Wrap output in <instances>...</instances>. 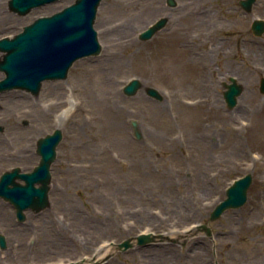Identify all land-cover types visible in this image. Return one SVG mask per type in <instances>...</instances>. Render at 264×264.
<instances>
[{
  "label": "rangeland",
  "instance_id": "1",
  "mask_svg": "<svg viewBox=\"0 0 264 264\" xmlns=\"http://www.w3.org/2000/svg\"><path fill=\"white\" fill-rule=\"evenodd\" d=\"M74 1L19 16L0 0V38ZM173 1L102 0L94 21L97 56L74 62L64 80L44 81L36 96L0 94V175L14 167L31 171L39 162L37 140L62 132L49 207L26 211L18 222L0 199L6 242L0 264L68 263L96 254L102 258L89 264H264V34L250 29L253 19H264V0L251 13L238 0ZM160 17L168 19L165 27L140 40ZM198 34L203 47L193 43ZM200 64L208 66L206 82ZM229 77L243 87L232 109L223 99ZM133 78L142 87L127 96L123 87ZM147 87L163 99L149 97ZM87 92L109 114H99ZM246 173L253 177L246 203L209 221L226 188ZM140 232L161 236L139 246L132 239ZM124 240L133 246L117 250Z\"/></svg>",
  "mask_w": 264,
  "mask_h": 264
},
{
  "label": "water",
  "instance_id": "2",
  "mask_svg": "<svg viewBox=\"0 0 264 264\" xmlns=\"http://www.w3.org/2000/svg\"><path fill=\"white\" fill-rule=\"evenodd\" d=\"M56 1L58 0H9L8 8L18 15H26L34 8ZM100 2L101 0H75L73 4L51 16L35 19L13 38L0 39V52L3 53L0 71L5 74L0 80V93L18 89L36 96L43 81L66 79L68 70L75 61L98 55L101 46L94 29V21ZM255 2L256 0H239L238 5L243 11L250 13ZM167 4L175 5L173 0H167ZM167 21L166 17L159 18L141 32L138 38L142 41L149 40L165 27ZM251 30L255 36H261L264 33V20L254 19ZM229 81V84L224 85L226 90L223 98L228 108H232L236 105L243 87L233 77H230ZM141 87L140 80L132 79L124 86L123 92L127 96H133ZM259 89L264 93V78L260 79ZM145 93L158 101L163 99L159 91L153 87H147ZM132 127L135 137L140 139L141 135L135 121H132ZM0 131H3L1 125ZM61 139L62 132L56 129L37 140L36 153L40 160L32 171L21 173L20 169L15 167L0 176V198L12 205L19 222L25 220L24 212L27 210L39 213L49 207L50 167L56 158V147ZM251 182V173L234 180L226 189V197L211 211L209 221L218 219L228 209L242 207L247 200ZM200 229L210 235L206 225H200ZM153 240L152 234L140 235L136 238V244L145 245ZM132 246L131 241L126 240L119 243L117 249L126 250ZM0 248H6L2 235Z\"/></svg>",
  "mask_w": 264,
  "mask_h": 264
},
{
  "label": "bare ground",
  "instance_id": "3",
  "mask_svg": "<svg viewBox=\"0 0 264 264\" xmlns=\"http://www.w3.org/2000/svg\"><path fill=\"white\" fill-rule=\"evenodd\" d=\"M196 43V42H199V46H205L206 44H205V42H204V39H203V37H202V34H198V35H196L195 37H194V41H193V43ZM204 56V55H203ZM198 67H200L201 68V72H200V77H201V81L202 82H206L207 81V73H206V71H207V68H208V66H206L205 64H200V66H198ZM185 74H187V70H185ZM52 87V84H46L45 85V89H50ZM93 92H87L86 94H87V100L88 101H90V102H93V103H95V102H97V104H99L100 106V108H98V112H99V114H102V113H105V112H110L109 110H106V107L105 106H103V103H101L100 102V99H98L97 98V96H96V94L95 93H93ZM105 100H106V97H105ZM87 101V102H88ZM67 103L69 104V101H67ZM55 105H59V106H61V105H66V103L64 102V101H60V102H58L57 101V103L55 104ZM102 107V108H101ZM108 109H110L111 110V112H113L112 111V108H108ZM91 110V107L90 106H87L86 107V112L87 111H90ZM67 112H70V109L67 111ZM109 114V113H108ZM113 115L112 116H115V114L114 113H112ZM182 235V234H181ZM112 249V248H111ZM100 258H102V254H96L94 257H93V260H92V262H94V261H96V260H98V259H100Z\"/></svg>",
  "mask_w": 264,
  "mask_h": 264
}]
</instances>
